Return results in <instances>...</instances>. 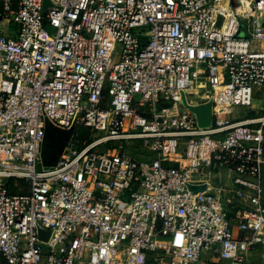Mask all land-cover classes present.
Listing matches in <instances>:
<instances>
[{
  "label": "built area",
  "instance_id": "built-area-1",
  "mask_svg": "<svg viewBox=\"0 0 264 264\" xmlns=\"http://www.w3.org/2000/svg\"><path fill=\"white\" fill-rule=\"evenodd\" d=\"M49 1L0 0L2 259L245 264L264 252V0ZM182 96L211 104L208 127ZM234 106L252 112L225 119ZM47 124L70 133L48 166Z\"/></svg>",
  "mask_w": 264,
  "mask_h": 264
},
{
  "label": "rangeland",
  "instance_id": "rangeland-1",
  "mask_svg": "<svg viewBox=\"0 0 264 264\" xmlns=\"http://www.w3.org/2000/svg\"><path fill=\"white\" fill-rule=\"evenodd\" d=\"M7 27H8V25L4 24V26H2L1 29L5 30ZM199 93H201V91L198 92L197 94H199ZM187 99L192 100L194 102L197 101L195 96H192L189 94L187 95ZM253 107L255 108V109H253L254 110L253 113H254L255 111H258L259 108L261 107V102L254 100L253 101ZM174 111L183 112L184 110L180 104H176ZM249 112H252V111L248 110V108L234 106L231 109V115L226 116L225 119L231 120L233 118H236V119L244 118L246 116V114ZM83 134H84L83 131L79 130L78 135L80 137H82ZM47 135L49 136V139L44 144V148L42 149L43 161H44V165H47V164L54 165L58 161L60 154H61V153H58L56 148H53V144L55 145V142H56L55 139H56L57 134H56V131L53 130V128L48 126L47 127ZM129 153H131V152L129 151ZM143 154H145V151L142 148H140L138 150V152H136L138 159H140V157H142ZM133 155H135V154H133ZM222 176L224 178L223 185L226 186L227 188H230L231 184L226 180L227 174L225 171H222ZM212 184L216 187L218 186L215 179L213 180ZM254 259L251 263H249L248 257H246L245 264H264V258L262 257L261 254L254 257Z\"/></svg>",
  "mask_w": 264,
  "mask_h": 264
},
{
  "label": "water",
  "instance_id": "water-1",
  "mask_svg": "<svg viewBox=\"0 0 264 264\" xmlns=\"http://www.w3.org/2000/svg\"><path fill=\"white\" fill-rule=\"evenodd\" d=\"M231 5L234 7L233 2H231ZM50 6L51 4L49 0H42V5H41L42 11H44ZM181 103L183 107H185L189 112L195 115L198 127L206 128L210 125L212 119L210 103L190 106L186 103L184 96H182ZM62 134H61L62 137L64 136V142L62 143V150H63L67 146V142H65L66 131H63ZM47 236H48V232L42 230L38 231V238L40 240L46 241Z\"/></svg>",
  "mask_w": 264,
  "mask_h": 264
},
{
  "label": "trees",
  "instance_id": "trees-1",
  "mask_svg": "<svg viewBox=\"0 0 264 264\" xmlns=\"http://www.w3.org/2000/svg\"><path fill=\"white\" fill-rule=\"evenodd\" d=\"M17 2H18V0H12V6L13 7H15L16 6V4H17ZM250 115H251V113H250ZM48 126H50L51 128H53V130L54 131H56V134H57V136H56V139H55V145L53 144V148H56V150L58 151V153H61V151H62V143L64 142V136L62 137V132L63 131H59V130H57V129H55L54 127H52L51 125H49V124H47L46 125V129H45V135H44V140H43V143H42V146H41V158H42V161H43V155H42V149L44 148V144L48 141V139H49V136L47 135V127ZM62 134V135H61ZM66 137H65V142H68L69 141V139H70V133H68V132H66V135H65ZM83 136H84V134H83ZM82 136V137H83ZM82 137H80L79 135H78V138H76V139H78V140H81L82 139ZM43 164H44V161H43ZM49 164H47V166H48ZM0 264H7L3 259H2V257L0 256Z\"/></svg>",
  "mask_w": 264,
  "mask_h": 264
},
{
  "label": "crops",
  "instance_id": "crops-1",
  "mask_svg": "<svg viewBox=\"0 0 264 264\" xmlns=\"http://www.w3.org/2000/svg\"><path fill=\"white\" fill-rule=\"evenodd\" d=\"M263 186H264V173H263ZM262 255V257L264 258V252L261 250H255L253 252H251L247 257H248V262L251 263L254 259V257H256L257 255ZM255 260V259H254ZM214 262V261H213Z\"/></svg>",
  "mask_w": 264,
  "mask_h": 264
}]
</instances>
